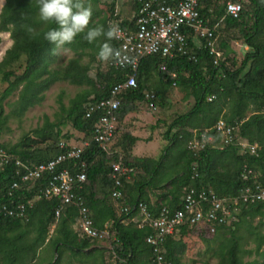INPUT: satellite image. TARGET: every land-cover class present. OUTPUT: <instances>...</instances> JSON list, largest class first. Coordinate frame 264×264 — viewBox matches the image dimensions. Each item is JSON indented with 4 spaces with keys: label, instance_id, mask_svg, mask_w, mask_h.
Wrapping results in <instances>:
<instances>
[{
    "label": "trees",
    "instance_id": "16d2710c",
    "mask_svg": "<svg viewBox=\"0 0 264 264\" xmlns=\"http://www.w3.org/2000/svg\"><path fill=\"white\" fill-rule=\"evenodd\" d=\"M232 1L242 5L237 18L227 13V0L201 1L200 13L214 33L215 48L222 52L218 63L207 46L208 39L187 29L186 53L173 57L146 56L141 60L136 72L137 86L117 96L120 104L114 110L115 136L105 150L95 140V126L109 108L97 109L87 117L86 105L109 98L113 87L128 78V70L98 58V50L107 38L101 36L89 43L83 33L78 34L72 43L62 46L75 52L74 57L64 62L58 48L44 39V33L56 25L39 19L37 0H5L0 28L10 33L13 42L0 61L2 80L8 84L0 92V136L11 131L8 124L13 116L20 120L29 108L40 104L54 83L65 80L88 88L83 87L68 104L63 102L62 92L54 120L45 116L42 125L25 132L15 143L0 141V152L11 157L2 163L0 158L1 200H12L9 190L20 178L18 171H23L17 160L27 164L48 161L59 154L60 141L79 146L88 141L90 144L83 153L88 163L87 179L78 188V194L89 207L94 226L104 229L109 225L114 234L111 241L105 240L107 246L81 236L75 227L80 215L77 204L64 203L57 197L40 198L24 218L0 217V264H68L71 259H79L83 264H113V252L117 264H155L154 248L147 242L154 228L149 224L141 226L134 220L141 216L140 204L157 216L163 207L172 211L180 208L184 188L189 185L212 189L220 198L232 199H239L249 186L264 185V0ZM101 2L88 0V5ZM134 3L133 18L120 22L122 27L132 30L136 28L141 0ZM108 10V15L102 9L92 10L89 26L103 25L105 29L112 26L111 20L118 18L114 0ZM235 41L249 47L241 60L232 46ZM107 42L115 49L119 46L117 39ZM174 86L184 94L183 100L191 103L188 110L165 121L163 136L167 144L157 157L135 156L132 151L139 137L126 130L124 120L140 107L151 112L158 106L171 107L167 96ZM16 90L18 99L13 105L7 103L11 110L5 112L4 102ZM151 93L156 95V109L150 107ZM212 96L215 98L211 100ZM221 120L236 125L237 138L257 144L258 153L241 154L239 146L232 143L220 148L207 144L197 154L190 150L191 139L206 130L215 135V126ZM216 138L221 139L219 134ZM172 154L175 165L168 168L165 180L156 181L159 167L163 168L162 160ZM116 162L134 168L131 181L123 178V187H117L112 176ZM38 184L44 185L41 181ZM28 186L17 189L14 200L32 198L36 187ZM116 188L123 192L118 201L113 198ZM116 203L128 210L119 211ZM255 219L259 220L257 224ZM222 228H226L224 237ZM242 230L254 247L244 246L246 236ZM198 231L201 230L186 225L179 234L169 236L165 242L167 259L173 264H185L187 240ZM216 234L220 238L213 251L217 264H264V201L240 203L236 219L220 226ZM253 255L256 257L246 260ZM194 264L209 262L194 261Z\"/></svg>",
    "mask_w": 264,
    "mask_h": 264
},
{
    "label": "built area",
    "instance_id": "2783aa9c",
    "mask_svg": "<svg viewBox=\"0 0 264 264\" xmlns=\"http://www.w3.org/2000/svg\"><path fill=\"white\" fill-rule=\"evenodd\" d=\"M201 1L141 0V6L137 11L135 30L122 27L120 25L122 20L115 19L114 25L120 29L117 49L121 52V59H110V65L128 70V78L113 87L109 98L86 105L87 117H90L97 109L109 108V110L106 109L107 113L100 117L95 126V140L100 143L103 149L107 150L108 144L115 136L116 115L114 110L120 104L117 96L128 88L137 86L136 72L144 57L153 55L173 57L179 53H186L188 44L186 29L193 30L197 35L208 39L207 46L211 48V53L217 57L216 63H218V58L222 57V52L214 46V33L200 13ZM226 9L229 15L237 18L240 16L242 5L240 2L229 0ZM148 95L153 100L150 102V107L156 109L155 93ZM213 98L215 96L210 97L211 100ZM236 130V125L221 120L215 126V135L214 132L210 133L206 130L200 134V137L195 136L191 139L188 147L197 154L207 144L220 148L232 143L239 146L241 154H257L259 146L249 143L246 139L237 138ZM217 134L221 137L218 141ZM89 144L86 141L79 146L62 140L58 144L59 154L48 161L27 164L17 160L16 164L21 166L23 171H18L20 178L13 182L9 190L11 202L2 201L0 195V217L24 218L28 216V211L36 200L57 197L61 198L64 203H75L80 207V215L75 227L81 236L86 235L91 239L103 242L111 241L114 234L111 231V226L107 225L104 229L95 227L89 207L85 204L83 197L78 194V188H82V184L87 179L88 163L83 159V153ZM0 158L2 163L8 162L11 157L1 151ZM133 173L134 168L123 162L113 164L112 176L117 187H123V178L130 181ZM39 181L44 185L39 186ZM26 186L36 187L33 197L24 201L14 200L15 191L25 189ZM113 198L117 201L122 199L123 192L116 188ZM258 201H264V185L262 184L245 188L239 199L220 198L212 189L207 190L204 187L197 189L196 186L189 185L184 188V197L180 208L172 211L169 207H163L160 214L154 216L146 205L140 204L141 216L134 220L141 226L149 224L154 228V233L147 237V242L154 248L153 262L155 264H173L165 255L167 252L165 242L169 236L179 234L182 227L186 225L191 228L198 227L199 230L204 227L206 234L214 235L220 226L228 225L230 221L236 219L240 203ZM122 210L127 211L128 208L123 209L122 207ZM59 215L60 210H57L56 217ZM113 254V264H117L115 252Z\"/></svg>",
    "mask_w": 264,
    "mask_h": 264
},
{
    "label": "rangeland",
    "instance_id": "374dc122",
    "mask_svg": "<svg viewBox=\"0 0 264 264\" xmlns=\"http://www.w3.org/2000/svg\"><path fill=\"white\" fill-rule=\"evenodd\" d=\"M104 1H106V2L105 3L101 2L99 5L93 3V5L91 6V9L92 10H101L102 9L104 14H107V15H108V13L110 14V10H108V9H109V3L111 0H104ZM228 1L229 0H227V2ZM230 1H232V0H230ZM131 2H132V0H131ZM131 2H129V5H130L129 7L133 6V4L131 5ZM4 4H5V0H0V13H1V10H2ZM120 7L122 8L123 12L125 10H127L123 6H120ZM120 7L115 8V12H117V9H119L121 11ZM133 16H130L129 19L133 18ZM119 18H121V17H119ZM115 19L116 18H113L111 20L112 25L115 24ZM123 19H126V18L124 17ZM0 38H1V42H0V61H1L5 55L6 50L11 47L13 39L10 37L9 32H3L1 30V28H0ZM237 49H238L237 50V56L240 58L239 60H241L243 58L242 48H237ZM57 53L59 54L60 59L64 60V62H67L68 59L75 56V52L73 50L66 49L63 47L58 48ZM86 60H87V58H85V61ZM96 67H97V63H95L94 69ZM94 73H95V70H94ZM94 73L92 72L91 75L93 74L92 76H94ZM7 85L8 84L2 80V74H0V92L2 90H4V88ZM83 87L88 88L87 85L86 86L85 85L84 86L74 85V84H71L70 82L65 81V80L58 81V82L54 83L45 92V94H44L45 97L40 104L29 108L21 116L20 120L18 117H14V116L10 119L8 125L11 128V131H8V132L6 131V132L2 133L0 136V141L5 142V143H15L21 138V136L25 132L32 131L34 128L42 125L44 123L45 116H48L51 120H54L56 117V114L59 112V107H60V104H59V97L60 96L59 95L63 92L64 93L63 102L68 104L69 100L71 98H73L78 92L83 90L82 89ZM183 95L184 94L176 86L172 87L169 90L167 98H168L169 102H171V113L173 112L172 116L175 113H181V112H185L188 110L189 104H191V103L185 102L183 100ZM18 96H19V91L16 90V91H14V93H12L5 100V102H4L5 103V112H10V110H11V106L8 105L7 103H11L13 105V102H15L18 99ZM143 109L146 110L147 113L151 112V111H149L150 109H148V108H143ZM158 110L160 112L165 111L160 106H158ZM167 114H169V113H167ZM161 116H163V115H161ZM152 142H150L149 144L146 143V145L148 146L147 150H149V148H152V144H151ZM216 145L219 146V144H216ZM160 152H161V150H160ZM172 155L174 156V158H173V156H171V157H169V159H164V162L162 160L163 168L159 167L156 181H160L163 179L165 180L167 177V174H168V168H172L170 166L175 165L176 153H175V155L174 154H172ZM258 219H255V221H254L256 224L259 221ZM54 229H55L54 226L51 227V231H50L51 234L53 233ZM192 229H199V228L198 227H192ZM201 232H203L205 235L201 234ZM222 232H223V234H222L223 237L226 236V234H225L226 228H222ZM241 232L244 233L246 236L244 246L246 248L254 247L255 244H254V242H252L249 239L247 232H243V230ZM216 236L218 237L217 234L215 236L207 235L205 233L204 227L202 228L201 231L194 233L192 237L190 236V238L187 240V244H188L187 248L188 249H187V253L183 257V262L185 264H194V261H198L199 263L209 262V264H217V259L215 257H213V251L217 247V245L220 241L219 240L220 238L217 239ZM246 241H248V242L246 243ZM255 257H256V255H253L250 257L247 256L246 260L252 259Z\"/></svg>",
    "mask_w": 264,
    "mask_h": 264
},
{
    "label": "clouds",
    "instance_id": "9594fccd",
    "mask_svg": "<svg viewBox=\"0 0 264 264\" xmlns=\"http://www.w3.org/2000/svg\"><path fill=\"white\" fill-rule=\"evenodd\" d=\"M37 4L39 19L56 25L44 33V39L55 48L72 43L81 33L89 43L104 36L107 40L100 46L98 58L102 61L121 59V52L107 42L119 39V27L113 25L105 29L103 25L89 26L92 9L88 5V0H37Z\"/></svg>",
    "mask_w": 264,
    "mask_h": 264
},
{
    "label": "crops",
    "instance_id": "0c3cea01",
    "mask_svg": "<svg viewBox=\"0 0 264 264\" xmlns=\"http://www.w3.org/2000/svg\"><path fill=\"white\" fill-rule=\"evenodd\" d=\"M112 1L113 0H111L110 2ZM134 1L135 0H132V2L131 0H114L115 8L123 6L125 7V9H127L124 12L122 11L121 7L120 9L122 12L117 9V12L115 13L117 14L116 16H118V18L116 19H123L124 17L129 18L130 16H133L135 14V9L133 8L135 4ZM105 2L106 1L102 0V3ZM129 2H131V5L133 4V6L129 7ZM232 46L236 51L238 50L237 48H242L243 53L249 50V47L240 41H235ZM157 110H153L154 112L147 113V111L144 110L143 107H140L137 111L129 114L124 120L126 130L130 129L134 135L139 137V140L134 145L132 151L135 156L157 157L167 144V140H165L163 136V133L166 130L165 121L171 120L173 116H176V113L172 116L173 112L171 113V107H168V109H164L165 111L162 112ZM150 142H152V148H149V150H147L148 146L146 145V143L149 144ZM116 206L118 207L119 211H122L120 204L116 203ZM100 243L101 245L107 246L105 241H101ZM67 261L68 264H83L79 259H71Z\"/></svg>",
    "mask_w": 264,
    "mask_h": 264
}]
</instances>
